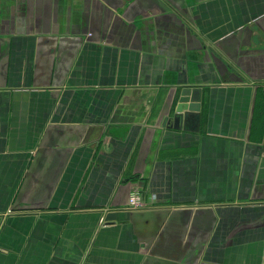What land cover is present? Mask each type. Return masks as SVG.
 Segmentation results:
<instances>
[{
  "label": "crops",
  "instance_id": "crops-1",
  "mask_svg": "<svg viewBox=\"0 0 264 264\" xmlns=\"http://www.w3.org/2000/svg\"><path fill=\"white\" fill-rule=\"evenodd\" d=\"M0 264H264V0H0Z\"/></svg>",
  "mask_w": 264,
  "mask_h": 264
},
{
  "label": "water",
  "instance_id": "water-1",
  "mask_svg": "<svg viewBox=\"0 0 264 264\" xmlns=\"http://www.w3.org/2000/svg\"><path fill=\"white\" fill-rule=\"evenodd\" d=\"M201 88L198 86H184L177 92V104L174 110V121L181 116L197 113L200 108Z\"/></svg>",
  "mask_w": 264,
  "mask_h": 264
},
{
  "label": "built area",
  "instance_id": "built-area-1",
  "mask_svg": "<svg viewBox=\"0 0 264 264\" xmlns=\"http://www.w3.org/2000/svg\"><path fill=\"white\" fill-rule=\"evenodd\" d=\"M128 203L131 208H140L144 206L143 196L139 192H132L129 196Z\"/></svg>",
  "mask_w": 264,
  "mask_h": 264
}]
</instances>
